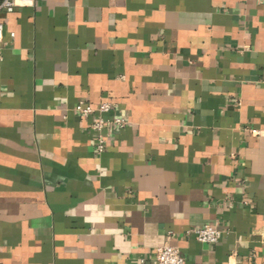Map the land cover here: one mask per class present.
I'll return each mask as SVG.
<instances>
[{
  "label": "crops",
  "instance_id": "0c3cea01",
  "mask_svg": "<svg viewBox=\"0 0 264 264\" xmlns=\"http://www.w3.org/2000/svg\"><path fill=\"white\" fill-rule=\"evenodd\" d=\"M0 23V264L164 242L264 264V0H21ZM79 102L112 104L102 152Z\"/></svg>",
  "mask_w": 264,
  "mask_h": 264
},
{
  "label": "built area",
  "instance_id": "2783aa9c",
  "mask_svg": "<svg viewBox=\"0 0 264 264\" xmlns=\"http://www.w3.org/2000/svg\"><path fill=\"white\" fill-rule=\"evenodd\" d=\"M21 0H0V11L12 12ZM4 26L0 23V42L3 39ZM13 35V34H11ZM112 104L109 102H102L97 107H93L84 102H79L76 105V111L84 118H88L96 114V118L90 122V128L95 134L96 148L98 152H102L105 147V137L103 129L109 121L104 115L111 111ZM117 126H122L125 121L121 118L111 119ZM195 238L201 243L214 244L218 242L221 237V230L215 226L204 225L193 229ZM185 258L176 246H172L164 242L157 246L154 250L155 264H184Z\"/></svg>",
  "mask_w": 264,
  "mask_h": 264
}]
</instances>
